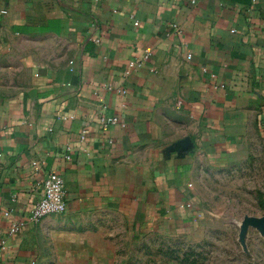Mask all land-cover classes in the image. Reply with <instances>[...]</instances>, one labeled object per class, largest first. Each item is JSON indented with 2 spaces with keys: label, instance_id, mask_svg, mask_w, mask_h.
<instances>
[{
  "label": "crops",
  "instance_id": "1",
  "mask_svg": "<svg viewBox=\"0 0 264 264\" xmlns=\"http://www.w3.org/2000/svg\"><path fill=\"white\" fill-rule=\"evenodd\" d=\"M251 130L264 0H0V264H168ZM49 172L66 210L31 222Z\"/></svg>",
  "mask_w": 264,
  "mask_h": 264
},
{
  "label": "rangeland",
  "instance_id": "2",
  "mask_svg": "<svg viewBox=\"0 0 264 264\" xmlns=\"http://www.w3.org/2000/svg\"><path fill=\"white\" fill-rule=\"evenodd\" d=\"M250 136L192 186L186 236L171 235L162 251L168 264H264V132Z\"/></svg>",
  "mask_w": 264,
  "mask_h": 264
},
{
  "label": "built area",
  "instance_id": "3",
  "mask_svg": "<svg viewBox=\"0 0 264 264\" xmlns=\"http://www.w3.org/2000/svg\"><path fill=\"white\" fill-rule=\"evenodd\" d=\"M115 120V118H111L108 119V122H114ZM65 210L66 195L63 179L58 173L49 172L44 177L39 198L27 211V217L31 222H36L47 214L63 213ZM20 229L21 224L14 223L10 226L9 233H16Z\"/></svg>",
  "mask_w": 264,
  "mask_h": 264
}]
</instances>
